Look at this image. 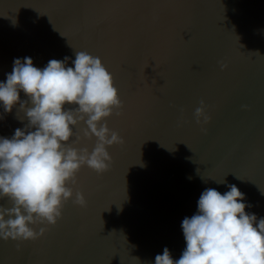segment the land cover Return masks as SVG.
Returning <instances> with one entry per match:
<instances>
[{
	"label": "water",
	"instance_id": "95a60500",
	"mask_svg": "<svg viewBox=\"0 0 264 264\" xmlns=\"http://www.w3.org/2000/svg\"><path fill=\"white\" fill-rule=\"evenodd\" d=\"M78 51L112 76L122 115L101 123L123 142L106 146L105 172L80 167L56 223L31 226L42 235L0 240V264H153L165 247L178 259L206 188L236 185L264 217V0H0V81L14 58L71 66ZM27 125L19 102L0 108V137ZM85 129L68 144L90 152Z\"/></svg>",
	"mask_w": 264,
	"mask_h": 264
},
{
	"label": "clouds",
	"instance_id": "9594fccd",
	"mask_svg": "<svg viewBox=\"0 0 264 264\" xmlns=\"http://www.w3.org/2000/svg\"><path fill=\"white\" fill-rule=\"evenodd\" d=\"M68 59H51L37 68L30 57L14 58L11 72L0 81V108L11 112L19 102L28 118L25 129L0 137V198L12 204L0 206V240L42 235L44 228L35 231L31 226L56 223L63 202L73 195L67 183L74 182L80 167L105 172L111 160L106 146L123 142L101 123L121 107L111 74L99 57L85 51L75 52L71 66ZM21 92L27 101L20 100ZM26 102L31 107L25 108ZM203 112L201 102L195 117L199 120ZM79 122L86 125V137L96 138L90 152L68 144ZM227 187L223 194L215 188L201 192L196 212L181 221L185 247L179 258L174 260L165 247L153 264H264V217L257 220L256 214L246 212L250 205L244 193L236 185ZM73 202L85 205L80 192Z\"/></svg>",
	"mask_w": 264,
	"mask_h": 264
},
{
	"label": "snow or ice",
	"instance_id": "6c2138e0",
	"mask_svg": "<svg viewBox=\"0 0 264 264\" xmlns=\"http://www.w3.org/2000/svg\"><path fill=\"white\" fill-rule=\"evenodd\" d=\"M120 101H121V100H120ZM122 106H123V101H121V107H120L119 109H117V111L115 112V115H116L117 117H119V116L122 115V111H121ZM74 182H75V181H74Z\"/></svg>",
	"mask_w": 264,
	"mask_h": 264
}]
</instances>
